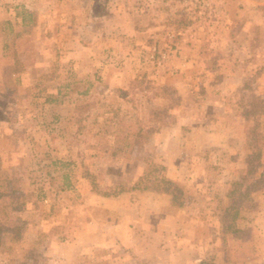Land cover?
<instances>
[{
    "label": "rangeland",
    "instance_id": "1",
    "mask_svg": "<svg viewBox=\"0 0 264 264\" xmlns=\"http://www.w3.org/2000/svg\"><path fill=\"white\" fill-rule=\"evenodd\" d=\"M203 259L264 264V0H0V264Z\"/></svg>",
    "mask_w": 264,
    "mask_h": 264
},
{
    "label": "trees",
    "instance_id": "2",
    "mask_svg": "<svg viewBox=\"0 0 264 264\" xmlns=\"http://www.w3.org/2000/svg\"><path fill=\"white\" fill-rule=\"evenodd\" d=\"M160 171L156 173L149 182H144L142 188L144 189H152L157 192H165L171 195V199L173 203H175L178 206L182 205V198H181V189L175 184L174 181L167 178L165 175L161 174V170H164V166L159 165L157 166ZM146 178V176H140L138 178V181L135 184V187L140 188L141 183ZM258 178H255L254 182H259L257 180ZM258 189V188H257ZM242 202H237L236 200L232 199L229 201L228 204H226L223 208L225 217L228 218V224L226 225L227 228L233 227L232 231L239 236L238 234L242 232L243 228L233 226V223L235 219L238 216V212L240 210ZM193 264H218L213 260H199L197 262H194ZM220 264V263H219Z\"/></svg>",
    "mask_w": 264,
    "mask_h": 264
}]
</instances>
